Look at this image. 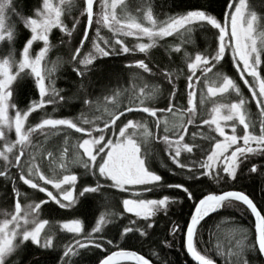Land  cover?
Returning a JSON list of instances; mask_svg holds the SVG:
<instances>
[{"label": "trees", "instance_id": "obj_1", "mask_svg": "<svg viewBox=\"0 0 264 264\" xmlns=\"http://www.w3.org/2000/svg\"><path fill=\"white\" fill-rule=\"evenodd\" d=\"M233 0H126L120 7L119 12L128 17L136 18L144 23L143 16L150 10L157 22L164 21L170 16L186 14L189 10H206L222 24L227 16L229 5ZM43 0H12L6 14V28L12 32V39H7L0 44V59H9L14 64L18 62L22 49L31 34L25 25V21L33 19L40 11ZM247 10L255 14L258 29L264 34V0H248ZM86 9L84 0H72L63 6L61 10L62 27L54 28L49 34V51L47 60L55 64V71L48 84L54 86L60 96L55 97L56 104H48L42 109L31 112L26 120V127H35L43 118L70 119L81 125V118H95L96 124L104 127L106 121H110L113 114H119L128 106H139L144 101L146 106L156 109H164L167 102L172 98L173 88L177 90L175 101L176 108L167 116L170 120L164 123L161 114L168 111H158L156 117H149L140 113H129L117 121V127L125 121L133 120L144 125L150 135H144V128L140 127L136 141L140 148L141 156L147 162L149 170L162 177L155 186H143L136 188L138 194L121 192L115 188L107 187L105 181L96 172L88 173L79 165V157L73 148L81 141L83 135L75 130L61 127L59 132L47 130L49 133L44 137L32 136L30 152L35 154L36 162L44 173L50 172V165L45 161L48 152L53 153L55 160L65 163L66 170L77 176L76 192L80 193L85 187H95L97 183L104 185L96 192L79 195L72 208H61L54 202H47L38 209L40 220H47L45 233L52 236L55 247L45 250L31 242L18 248L10 258V264H98L100 259L116 250H130L147 258L152 264H193L186 255L184 249V236L181 232L172 240L171 232L174 224L181 226L183 232L186 222L189 221L194 205L204 195L224 191H241L248 195L257 205L258 210L264 214V155L257 152L248 155L244 159L242 172L238 170L239 178L233 181L228 178L218 184L215 180L203 177V183L193 184L188 178L187 168L181 170L172 162L166 153L161 138L167 135L184 133L185 141L197 147L192 153L182 154L180 159L191 166L196 162L197 174L199 161L206 158L216 143V137L209 129L200 122L188 126H179V122L187 110V84L190 75L187 65L196 55H205L211 59L219 49V32L211 25L200 22L187 25L172 36L159 40L147 53L112 55L100 58L95 66H89L82 71L84 77H79L73 71L77 66L72 56L75 49L80 47V41L84 40L86 31ZM88 37L92 30L88 31ZM107 34V33H106ZM108 37V35H107ZM88 39L84 41L86 47ZM84 47L81 51L84 50ZM130 47V46H129ZM179 47L180 52L172 49ZM143 59L151 72H144L136 65V61ZM260 75L264 79V49L261 51ZM168 73L170 76H166ZM227 76L239 86L237 73L228 55L220 62H216L207 75L199 78L198 87L205 83L215 81L217 86L219 79ZM172 80V84L169 83ZM219 80V81H217ZM240 87V86H239ZM12 103L17 111H27L33 101H39V91L35 87L34 79L27 73L19 75L11 89ZM45 97V99H49ZM90 101L86 104L84 101ZM179 117L175 118L174 117ZM157 120L159 128H157ZM165 127L168 132L165 133ZM195 134V135H194ZM68 137L69 140L67 139ZM157 137H160L158 139ZM65 148L67 152L65 153ZM63 156V161L61 160ZM253 164L257 165L258 171H250ZM2 170V169H0ZM70 170V171H69ZM15 171H9L14 175ZM222 177L225 175L220 174ZM99 178V179H98ZM182 183L184 187L193 192L194 198L189 199L188 194L182 188H169V184ZM20 197H28L34 203L45 200L41 193L31 192L26 186L18 182ZM12 187L11 181L0 177V207L10 208L15 198L10 202L8 193ZM151 188L149 191L148 189ZM164 196L169 197L167 214L161 210L151 219L145 221L125 212L123 200L133 197L142 200H158ZM21 201V200H19ZM103 217L106 224L101 231L93 233L98 220ZM79 220L82 225L80 234L64 232L60 225ZM132 221H136L135 224ZM147 223H154V229H148L149 236L142 237L139 232L123 235L125 227L144 228ZM88 234L91 238L100 242L102 249L89 250L87 256L85 250L73 248V253L61 261L63 252L68 246L74 247L75 240L84 241ZM246 238V239H245ZM172 242L171 248L164 247L163 241ZM112 240V244L107 241ZM255 241L254 225L252 216L247 208L239 202L233 201L221 208L218 213L205 218L198 228L194 240L196 251L211 259L217 264H237L236 256H229L228 252L237 250V244L247 245L243 251V258L249 264H263L257 250L251 248ZM219 247V251H218ZM223 253V254H220ZM129 264V263H126Z\"/></svg>", "mask_w": 264, "mask_h": 264}, {"label": "snow or ice", "instance_id": "obj_2", "mask_svg": "<svg viewBox=\"0 0 264 264\" xmlns=\"http://www.w3.org/2000/svg\"><path fill=\"white\" fill-rule=\"evenodd\" d=\"M85 6L87 11V18L89 26L92 23L93 17V0H85ZM113 12L111 15L105 14L104 16V26L111 31L114 36L116 34H121L124 36H147L149 40L152 41L151 44H138L140 53H147L148 49L153 47L156 39H164L165 37L172 36L174 33L179 32L180 29L185 28L186 25H191L193 23L200 22L204 25H211L212 28L219 29V49L216 51L215 55L211 56V60L217 63L225 57V49L227 45L224 44V37L227 34L226 26H222L217 19L209 15L206 10H189L186 14L179 16H170L168 19L157 22L154 18L152 12L149 10L145 14V19L151 27H145L142 23L138 22L136 18L128 17L126 20H121L115 14V9L117 7V0H113L111 4ZM235 8L234 12L229 11L227 17L231 20V38L235 41L232 47V57L234 63H243V71H246L252 78V83L245 80V84L249 86V91L252 94V99L256 102V107L258 109V122H259V134L254 132L257 121L251 118L248 113L246 105L247 101L241 96L239 87L234 83L233 80L229 79L227 76L223 78L222 83L218 87H209L208 92L212 96L217 94L227 93L229 89L235 90L238 96L241 98L236 103L230 105H220L213 109L212 119L204 120L203 123L211 126L216 125V131L220 136L224 137L223 141L216 142L214 147L211 149L209 154H206V158L199 161V172L197 174L196 162L194 161L191 166L185 164L180 159L183 150L192 153L194 148L197 147L195 144L182 143L184 141V136L180 135L179 139L175 141L176 150L172 153L173 141L170 140L169 136L165 134L162 139L168 145L169 156L172 162L177 166V168L188 170V178L193 181V184L203 183L202 178L207 177L209 180H215L216 183H220L221 180H227L231 178L233 181L239 178L238 170L242 172V165L244 164V159H247V153H255L259 149V154L264 155V79H261L259 72L257 71L258 66L261 64V51L258 50L255 40L252 39L253 32V22L256 17L255 14L252 15L251 19L244 16V9L247 7L245 0H239L238 4L229 5V8ZM5 5L0 4V28L4 27L5 21ZM39 19H29L27 21L26 27L31 28L32 36L27 40L25 46L22 49V59L19 63V69L23 71L24 69H30L32 76L34 77L35 87L39 91V101H33L27 111H17L14 119L15 134L17 137L16 143L20 145V154L15 156V163L9 160L7 152H11L12 148L7 147L5 152H0V156H3L4 160L7 161V165L4 170H0V177L5 178V180L11 181L12 187L8 196L11 199L14 197L15 202V215H12L11 220L5 219L0 223V264H10V258L14 252L26 245L27 242L43 248L45 250L53 249L55 247L54 241L51 235L45 233V226L48 224L47 220H37L32 219L33 227L31 230L27 228H22L19 221L23 219L24 224L29 223V217L32 213H37V210L41 208L43 204L48 201L41 200L40 203L33 205H28L21 215L22 208L19 202L20 190L17 188V179L22 181L24 185L29 186L31 189H38L39 192L47 194L51 200H56V203L60 205L61 208L66 207L60 200H57L52 192L47 191L44 185L51 184L54 188L61 190L63 194V200L71 201L72 191H64L62 185H70L75 187L77 183V176L72 174H65L60 178H49L41 170V168L35 163L27 164V172H25V160L23 159L26 155L25 148L31 145V134L39 131L46 136V130H55L59 132L61 126H65L68 129H74L77 133H86L90 138H82V143L78 144V147L83 149V155L87 156L93 165L97 163V157H100L99 162V176L104 177L105 181H111L107 184L109 188H115L123 192L126 190L125 186L128 185H151L155 186L156 182L162 180V177L155 172L149 170L146 160L141 158L140 148L136 141L129 137L126 133V128L133 126V121L129 120L124 127L119 128V137L115 140L106 139L105 132L108 129L113 130V135L115 136V129L117 127V121L120 120L125 112H143L150 116L156 117L158 111H168L173 112L176 108V98L177 90L173 88L172 98L168 100L167 107L164 109H156L150 106H146L144 101H141L140 105L134 107L132 105L128 106L124 111H120L119 114H113L110 121L104 123L103 128H93L85 129L82 126H78L76 122L70 119H55V118H43L40 123L36 124L35 127L28 128L27 132L24 131L25 121L29 117L31 112L38 109L44 108L48 104H56L57 100L55 97L59 96V100H63L64 97L60 96L54 86L51 84L46 85L45 76L42 74L41 63L44 61L45 56L48 52L49 44V32L54 27H61V30L65 29L62 27L61 22V10L53 6L49 0H44L43 12H40ZM99 23V21H97ZM244 24L247 27H244ZM12 32L8 33V38L12 39ZM85 40L88 38V33H84ZM98 40H103V47L100 43L93 41L94 52L87 54L85 59L79 60V63L86 66H95V62L100 58H107L112 55H123L128 54L135 49H130L126 44L119 38L107 39L99 36V30L97 31ZM4 40V37L0 35V41ZM34 41H43L45 47L40 50V52L31 58L29 55V50ZM264 43V41H262ZM119 46V47H117ZM84 47V40L80 41V47L75 49V54L72 56L73 61H77L81 55V49ZM175 52H180L179 47L172 49ZM238 58V59H237ZM210 63L209 58L205 55H196L195 61L187 65L191 75H188L187 84V114L190 117L187 121L188 124L195 123L196 109L194 105L195 97V87L194 79L198 82L199 77L196 76V69L201 65H208ZM136 66L143 69L144 72H151L152 69L143 60L136 61ZM73 71L79 77H84L85 72L79 67L74 66ZM205 72H210V68H205ZM51 73V70H49ZM166 76L170 74L166 73ZM17 77L11 74V68L9 65V60L5 59L3 63H0V123L8 122L9 127H11V121L7 116L8 111V101L13 95L12 91L9 90V86L16 80ZM169 83L172 84V80L169 79ZM258 88V91H257ZM51 97L45 99V97ZM86 104H90V101L85 100ZM14 107V105H12ZM227 109V114H222V109ZM220 121H238L240 125H243L244 135L238 137L236 133L235 124H233L231 136L225 134L224 128L221 127ZM83 124H90L91 121L83 120ZM137 127L144 128V135L148 136L150 133L144 125H137ZM157 128H159V121L157 120ZM93 132L99 133L98 138L93 136ZM168 132V128L165 127V133ZM195 135V134H194ZM0 136H3V132H0ZM160 139V137H157ZM238 139L243 140V147L237 145ZM106 141V142H105ZM255 143L256 148L251 147V144ZM182 145V146H181ZM235 150L231 152V155H226L228 150L233 146ZM67 149L65 148V153ZM47 156L51 158L53 156L52 152H48ZM243 157V158H242ZM31 161L36 159L35 155L31 156ZM84 167H88L87 162H83ZM226 174L222 177L220 175V170ZM15 168L18 171V177L14 175H9V169ZM61 169L66 170L64 163L60 164ZM260 170H264L261 168ZM250 171L256 173L258 171L257 165L253 164ZM93 175H96L95 168H93ZM99 179V178H98ZM43 182V185L40 182ZM100 183H97L95 187H85L80 193L84 196L88 192H96L99 188L103 187ZM169 188H182L184 192L188 194L189 199L194 198V194L189 188L184 187L182 183L169 184ZM149 191L151 188L148 189ZM233 201L242 202L243 205L247 206V209L255 216V241L252 243L251 248L253 250L258 249L260 255H264V214L258 210L256 204L253 200L249 198L248 195L241 191H224L221 194L210 193L204 195L203 198L199 199V202L194 205V212L190 215V220L186 222V232H183L182 228L178 224L173 225L171 232L172 240H175L176 234L181 232L184 236L185 248L191 257L198 262V264H213L211 259H207L204 255L199 254L194 247V240L197 235L198 228L201 226V222L205 220L206 217H210L213 213H218L219 210L230 204ZM124 210L128 213H134L136 217H143L145 221H148L150 217L154 216L157 211L163 209L165 214H167V209L169 205V197L164 196L158 200H123ZM38 215V213H37ZM15 223V227L9 230V224ZM133 224L136 221H132ZM63 230L70 233L80 234L82 232V225L79 220H72L70 222L64 223L62 226ZM154 223H147L144 228H132L125 227L123 229V235L128 233H133L138 231L140 236H149L148 229H154ZM101 231L100 223H97L96 227L92 229L93 233H98ZM42 233H44L42 235ZM17 237H20L18 243L14 244L13 241ZM246 239V238H245ZM108 244H112V240L107 241ZM164 247L171 248L173 246L172 242L165 239L163 241ZM75 245L84 251V255L87 256L89 250L102 249L103 245L97 242L95 239L91 238V234L82 241L80 239L75 240ZM237 250L228 252L229 256L237 257V264H249L247 259L243 258V251L247 245L237 244ZM219 251V247H218ZM73 253V248L68 246L63 252V256L60 258L61 261L64 258L69 257ZM223 254V253H220ZM131 258L135 261V264H149V261L142 255H138L135 251L119 250L112 251L111 254L105 256L103 259L99 260V264H118L120 259ZM231 264V261H229Z\"/></svg>", "mask_w": 264, "mask_h": 264}, {"label": "rangeland", "instance_id": "obj_3", "mask_svg": "<svg viewBox=\"0 0 264 264\" xmlns=\"http://www.w3.org/2000/svg\"><path fill=\"white\" fill-rule=\"evenodd\" d=\"M11 1L12 0H0V4L5 5L4 27L0 28V35H2L4 37V40L0 41V44L3 41H6L8 39V30L6 28V14H7V11L9 9V7H10ZM71 1L72 0H49V2L53 6L59 8L60 10H62L63 6L69 4ZM125 1L126 0H117V7L114 10L115 14L117 15V17L119 19H121V20H126L128 18V16L125 13L119 12V9H120L121 5ZM43 3H44V0H43ZM112 3H113V0H96L95 3H94L92 23H91V25L89 26V29H88V31L92 30V33L87 38L88 42H87L86 47H84V50L81 51V55L79 56L78 60L75 61L77 67H79L81 70L86 69L87 67L90 66V65L86 66L84 64L79 63V60L85 59V57L87 56L88 53L94 52L93 41H96V42L100 43V45L103 47V40H98V38H97V31L98 30H99V36L100 37L107 38V39H112L113 41H114V39L119 38L126 44V46H128V47L130 46L129 47L130 49H135L134 51H131L128 54H136V53L137 54H142V53L139 52L138 48H136V45L141 44V43H144V44H151L152 43V41L149 40V38L147 36H142V35L141 36H137V35L124 36V35H121V34H116L114 36V34L111 31H109V29L107 27L104 26V19H103L105 14H108V15L112 14V12H113V9L111 7ZM238 3H239V0H233L231 5L238 4ZM245 4L248 5V0H245ZM229 11L234 12L235 8L234 7L233 8H229L228 12ZM40 12H43V4H42V7H41L40 11L36 14V16L33 19H39L40 17H39L38 14ZM244 16L246 18H248V19H251V17H252V14L248 12L247 7L244 9ZM144 17H145V15L143 16V20H144L143 26L151 27V25L148 24L147 20ZM27 21L28 20L25 21V25L27 24ZM97 21H99V23ZM86 24H87V18H86ZM221 25L222 26H226V28H227V34L224 37V44L227 45V47L225 49L226 55L229 56V58H230V60H231V62L233 64V67L236 70L237 78H238V80L240 82L239 83L240 87L238 86L239 89H240V94L248 102L247 105H246L247 111L251 115V118L253 120L257 121L255 129H254V132L258 135L259 134L258 109L256 107L255 100H253L251 98L252 94L249 91V86L245 84V80L249 81V83H252L253 78L246 71H243V67L244 66H243L242 62H240V63H234L233 62L232 47L234 46L235 41L231 38V20H230V17L226 16L224 22ZM244 27H247V25L244 24ZM54 28H56V27H54ZM54 28H52L51 31ZM27 29L30 31V34L32 36L31 28L27 27ZM217 30L219 32V29H217ZM50 32H49V34H50ZM107 35H108V37H107ZM252 39L255 40L258 50L262 51L264 49V43H262V41H264V34L259 31L256 19L253 22ZM159 40H161V39H159V38L156 39V42H155L154 46L156 45V43ZM84 41H85V38H84ZM219 44H220V41H219ZM44 47H45V45H44L43 41H34L32 46H31V48H30V50H29L30 57L34 59L35 56ZM117 47H119V46H117ZM49 48H50V46L48 44V51H49ZM47 54H48V52H47ZM47 54L45 56L44 61H42V63H41V70H42V74L46 78L45 79L46 85H49L48 84L49 79L51 78V76L53 75V73L55 71V64L54 63H50V61L49 62L46 61L47 60L46 59L47 58ZM21 59H22V53L20 55V58H19L18 62L15 63V64L11 60L7 59V60H9V65H10V68H11V74L18 78L20 74L27 73L29 76H31L34 79V77L31 74L30 69H24L23 71H21L19 69V63H20ZM4 60L0 59V63H3ZM194 61H195V59L192 62H194ZM209 61H210V63L208 65H201L200 67H198L195 70L196 71V76L201 78V76H204V75L208 74V72H205L204 69L206 67L212 69L213 66L216 63V61H213L211 59H209ZM134 66H136V65H134ZM259 69H260V65L257 68V71L260 74ZM49 70H51V73H49ZM190 75H191V72H190ZM261 79H262V77H261ZM16 80H14L13 83L9 86V90L10 91L12 89V85L14 84V82ZM219 80L221 81L220 83H222L223 78L219 79ZM219 80H217V81H219ZM193 83H194V87H195V97H194V105H195V109H196L195 123L196 122H200L203 126H205L212 133H214V135L216 137V142L223 141L224 137L220 136L219 133L216 131V125L212 124L211 126H209L207 124H204L203 121L204 120H209L210 121L212 119V116L214 114L213 113V109L215 107L220 106V105H230L232 103H236V102H238V100L241 97L238 96L237 93L235 92V90H233V89H229V91L227 93L217 94L216 96H212L208 92V88L209 87H218L217 83H215V81L207 82V83L204 84L203 87H200V88L198 87L199 81L197 82L194 79ZM257 91H258V88H257ZM8 104H9V107H8V111H7V116L9 118V120L11 121V127H9V123L8 122L0 123V132H3V136H0V152H5L7 147H11L12 151L11 152H7L6 154H7L8 158H9V160H11L13 163H15V156L20 154V145L16 143L17 137H16V134H15V126H14V119H15V115H16L17 110H16L15 107L12 106L13 103H12L11 97L9 98ZM188 107L189 106L187 104V108ZM221 111H222V114H227V109L226 108H223ZM140 114H143V113H140ZM158 114H161V116L163 118V120H161V121H163L164 123H168L169 122L170 119L167 117L169 115V112L158 113ZM144 115H146V114H144ZM147 116H149V115H147ZM149 117H153V116H149ZM175 118L177 119L179 117L175 116L174 119ZM180 118H181V121L179 122V126L180 127L181 126L192 125V124H188L187 123L188 119L190 118L188 116V114H187V111H185L183 116L180 117ZM85 119L88 120V121H91L92 123L83 124L82 121L85 120ZM95 120H96L95 118H81V121H80L81 125H79V126H82L85 129H89V130L93 129V128H103V127H100L98 124H96ZM170 121L173 122V120H170ZM127 123H128V121H125L122 125L116 127L115 136L113 135V130L112 129L106 130V132L104 133L105 136H106V139L115 140L117 137H119V128L120 127H124ZM233 124H235V127H236V133L235 134L238 137H242L244 135V128H243V125H240L238 121H220V125H221V127L224 128L225 134L227 136H231L233 134V132H232ZM137 125H140V124L137 123L136 121H133V126L129 127V128H126L127 135L129 137H131L132 139H134L135 141H136V138H137V133H138V131H140V127H137ZM61 127L67 128L65 126H61ZM27 130H28V128L26 127V121H25L24 131L27 132ZM71 130H74V129H71ZM48 133L49 132L46 130V135ZM78 134H82L83 135L82 138H84V139L90 138L86 133H78ZM181 135L184 136V133H182ZM32 136L41 138V137H44L45 135L40 133L39 131L32 133L31 137H30L31 144H32ZM93 136H96L98 138L99 133L93 132ZM168 136H169L170 140L173 141L172 153L174 154L175 150H176L175 141H177L179 139L180 134L178 133L176 135L174 134L172 136H170V135H168ZM69 138L70 137H68L67 139L69 140ZM79 143H82V139L73 148H76L75 154L79 157V165H80V167L85 169L88 173H93V168H95V171L99 174V162H102V161H100V157H97V163L94 166L93 162L90 161L87 156L83 155V149L78 147ZM136 143H137V141H136ZM161 143H162L166 153L169 155L168 145L163 141L162 138H161ZM182 143H187L185 141V138H184V141ZM237 145L243 147L244 146L243 145V140L242 139H238ZM237 145H233L228 150L226 155L230 156L231 152L235 150V147ZM30 146L31 145H29L28 147L25 148L26 155L23 158L25 160V164H26L25 172H27V164L28 163L37 164L36 159L34 161H31V159H30L32 155H35L34 153L30 152ZM251 147L256 148L257 146L255 145V143H252ZM257 152H259V149H257ZM257 152H255V153H247L246 155L247 156L248 155H254ZM186 153H189V152H187L186 150H183L181 155L182 154H186ZM140 155H141V152H140ZM63 156L64 155H61V157H60L62 161H63ZM141 158H142V156H141ZM45 161L50 165V172L45 173V175H47L49 178H60V179H62L63 175L70 174V173H67L68 171H65L64 173H61L64 170V169L60 168L61 161L55 160L53 157L49 158L47 155L45 156ZM83 162H87L88 163V167L87 168L84 167V163ZM7 163L8 162L4 160L3 156H0V169L4 170V168L7 165ZM11 170L15 171L14 176L18 177V174H19L18 171L15 168H10L9 171H11ZM220 174L226 176V174L222 170V167H221V170H220ZM101 178H103L105 180L104 177H101ZM18 182L23 184L22 181H18ZM108 182H109V184L111 183V181H108ZM40 183L43 185L42 181ZM24 186H26L31 192L41 193L45 197L46 201L56 203V200H51L47 196L46 192L42 193V192H39L38 189L34 190V189H31L27 185H24ZM44 186L46 187L47 191H50V192L53 193V195L56 197L57 200H60L63 204H65L66 207H64V208H67V209L72 208L75 205L80 193L82 192V191L80 193L76 192V187H72L70 185H62V189L64 191H72V193H73L71 201H67V200H63V194H62L61 190H58V189L54 188L51 184L44 185ZM143 186H146V185H128V186H125L126 187L125 192L129 193V194H138L139 191H137L135 189L143 187ZM19 200H21V201H19L20 204H21V208H22L21 215H23V211H24V209H26L28 207V205H33L34 206L36 204V203H34V201H32V199H30L28 197H23L22 196V197H19ZM130 200H142V199L133 197ZM15 202H16V200H14V203H13V205L10 208L0 207V223H2L5 219L11 220L12 215H15ZM56 204L59 205L58 203H56ZM161 210L163 211V209H161ZM161 210H159V211H161ZM159 211H157V212H159ZM37 213H38V210H37ZM37 213H32L31 214V216L29 217V223L28 224H24L23 219H21L19 221V224L21 225V227L31 230V228L34 226L33 223H32V219L35 218L37 220H40L38 215H37ZM126 213H128V212H126ZM128 214L135 216L134 213H128ZM152 217H150L149 219H151ZM137 218L143 219V217H137ZM97 223H100L101 227H103L106 224V220H105V218L101 217L98 220ZM63 224L60 225V229L62 231H64V232H67L66 230L62 229L61 226ZM14 227H15V223L9 224V230H11ZM45 229H46V226H45ZM68 233H70V232H68ZM43 234L44 233H42V235ZM72 234H76V233H72ZM19 239H20V237H17L16 240L13 241V243L14 244L18 243ZM72 248H78V246L75 245Z\"/></svg>", "mask_w": 264, "mask_h": 264}, {"label": "water", "instance_id": "obj_4", "mask_svg": "<svg viewBox=\"0 0 264 264\" xmlns=\"http://www.w3.org/2000/svg\"><path fill=\"white\" fill-rule=\"evenodd\" d=\"M95 1L96 0H93V7H94V3H95ZM84 4H85V0H84ZM85 9H86V6H85ZM86 16H87V11H86ZM88 29H89V23H88V18H87V24H86V31H88ZM132 113H143V112H132ZM127 114H129L128 112H125V115H127ZM143 114H146V115H148L147 113H143ZM124 115V116H125ZM150 116V115H149ZM237 202H239V201H237ZM239 203H241L242 204V202H239ZM243 205V204H242ZM246 208H247V206L246 205H244ZM194 210H195V208L193 209V211H192V213L194 212ZM248 211H249V213L251 214V216H252V220H253V225H254V233H255V216L251 213V211L249 210V209H247ZM207 218V217H206ZM189 220H190V218H189ZM185 232H186V229H185ZM184 249H185V252H186V255H187V257L189 258V260L193 263V264H198V262L197 261H195L192 257H191V255L187 252V250H186V248H185V241H184ZM116 251H119V250H116ZM128 251H130V250H128ZM257 251H258V249H257ZM111 254V253H110ZM138 254V253H137ZM109 255V254H108ZM138 255H140V254H138ZM259 256H260V258H261V261H262V263L264 264V255H260L259 254ZM145 258V257H144ZM145 259H147V258H145ZM148 260V259H147ZM149 261V260H148ZM126 263H129V264H135V261L134 260H132L131 258H124V259H120L119 261H118V264H126ZM99 264V263H98ZM149 264H152L150 261H149ZM213 264H217L216 262H213Z\"/></svg>", "mask_w": 264, "mask_h": 264}]
</instances>
